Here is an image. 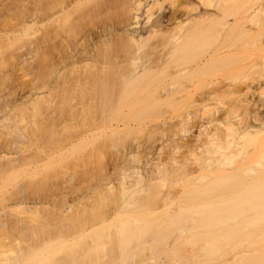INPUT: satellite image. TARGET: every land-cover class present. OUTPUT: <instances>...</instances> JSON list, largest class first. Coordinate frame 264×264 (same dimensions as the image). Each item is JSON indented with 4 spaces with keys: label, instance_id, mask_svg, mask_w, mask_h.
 Instances as JSON below:
<instances>
[{
    "label": "bare ground",
    "instance_id": "obj_1",
    "mask_svg": "<svg viewBox=\"0 0 264 264\" xmlns=\"http://www.w3.org/2000/svg\"><path fill=\"white\" fill-rule=\"evenodd\" d=\"M16 1L11 0V3L4 4L7 0H0L1 7H5L4 14L1 11L0 15V139L8 140L1 137L5 133V137L9 135L11 140L14 138L17 141L13 140L15 145L23 141L27 145L31 141L35 143L34 146L39 147L40 144L37 145L36 141H33L46 135L42 133L53 125L54 119L59 118L55 115L59 116L65 109L69 110L66 113L72 114L67 115L68 118L74 117L75 114L76 118L80 113L83 116L80 110L79 114L78 110H75L76 113L73 111V114L74 109H85L84 116L88 111L99 109L101 116L98 111L96 120L101 117L100 131L103 134L99 136H104L103 139L107 138L110 142L112 140L113 144L107 139L105 141L109 142L111 147L115 144L113 149L117 148L119 129L123 132L124 127H147L152 120L162 116L159 110L165 115L158 123L167 126L175 116H182L181 109L194 107V122H197L199 128L190 140L191 143H183L180 139L176 140L178 134L175 132L174 137L171 125H168L169 130L162 126L166 129V136L164 134L165 138L161 139L162 143L161 140L155 142L158 144L160 141V146H165L162 151L165 154H162L161 158L156 154L158 149L162 148L154 141L152 145L148 143L149 146L145 147L144 144V147H138L144 148L148 157L138 162L139 165L130 167V179L127 172L126 181L125 175L123 179L117 178L119 186L117 190L115 188L116 193L114 190V194L108 195L113 188L110 187L109 192L105 189L107 200L113 197L114 201V198L118 197L115 199H119L115 209H119V212L112 209L115 201H110V204H113L110 208L112 212L108 211L110 214L107 212L105 216L106 211H103L104 215L101 213L103 217L99 215L100 219L93 213L98 207L100 211L102 206L98 203L100 198L105 199L103 195L96 200L94 196H90L94 199L91 201L86 198L88 202L85 199V204L82 201L83 206L79 207L80 203L73 211V204L70 203L71 206L68 204L63 209L66 205H62L65 203L57 202L55 190L50 189L54 186L52 179L56 176L53 177L52 173H49V176V163L55 155L53 153L59 151L56 145L59 144L61 150L63 140L69 137L64 135L66 138L63 136L60 140L62 143L55 145L57 150L52 146L55 149L53 151L49 144L46 145L49 151L43 150V146L34 149L33 145H28L30 148H26L33 150L21 152L22 155L25 154L23 156L20 153L18 156H11V146L5 150V146H2L6 144L3 143L0 148L6 153L0 152L1 188L2 184H5L2 182L4 178L9 177L4 179L7 182L14 175H23L24 178L32 175L33 178H38L35 183L40 179L37 182L43 185V189L35 187L36 191L31 194L28 188L34 179L30 177L32 181H29V184L22 181L25 186L20 187L16 183L11 190L1 193L0 230L8 226L10 229L7 230L10 231L12 226L21 236L14 234L19 238H15L12 245L16 246L13 245L11 250L4 248L6 252H11L5 258H2L6 253L0 243V252L4 253H0L1 263L147 264L148 259L152 258L154 261L160 253H164L163 256L169 254L170 258L165 255L167 261L162 263L163 259H157V264H181L184 261L186 264H264V97L261 98V95H264V63H261L264 58L259 61L248 58L251 48L256 50L258 45L264 46V0H216L218 5L215 4L213 9H208V3L205 1L203 3H206V6L196 2L197 7L195 1L198 0H176L177 6L175 0H171L174 4L171 3V6L168 2L170 6H167L176 7L170 10L163 6L167 4L165 0ZM251 1L252 5L256 2L257 6L251 8ZM230 4L233 5L229 6ZM199 5L204 8L198 9ZM232 7L236 9L233 10ZM230 14L234 16L232 21L227 18ZM24 46H28L27 53L32 61L29 63L31 71L29 67H25L29 69L26 71L31 74V78L25 83L21 82L25 75L23 69V74L17 73L18 76L13 77L12 84L6 87L3 85V77L5 74L9 75L10 71L20 69L17 65L19 66L21 61H17L19 64L16 65L13 63V56L18 54L20 57L18 51ZM218 69L223 70L219 72L221 74L214 76ZM218 76L220 79H215ZM20 86L27 90L24 91L23 87V92H19ZM6 89L10 91L5 94ZM16 89L18 90L15 91ZM223 97H227V102L212 112L211 105ZM119 109H122V114L118 117L114 112L119 113ZM199 109L202 110L201 113L197 112ZM155 110L161 115L155 113ZM173 110L181 111V114H173ZM216 111L218 115L213 117ZM36 113L39 121L51 125L44 124L48 127L45 129L43 125L45 130H39L41 135L38 133V136L37 129H42L41 125L33 126L34 129L38 127L35 131L33 128L29 129L27 121L29 115L33 114L35 117ZM64 114L60 115L59 119L63 120ZM113 114L116 117L112 116ZM90 116L93 123L95 114ZM33 117H30L31 120ZM182 117L184 118V114ZM182 117L178 120H183ZM59 119L57 120L61 122ZM91 126H88L90 131L93 129V126L92 129L89 128ZM50 129L52 130V127ZM50 129L48 131L51 134ZM85 129L87 130L82 129L83 133ZM94 129L92 132L87 131L91 135L98 128ZM28 130L33 132L28 133ZM168 131L170 134H167ZM34 132L37 137L34 136L33 141L29 140ZM86 133L83 137L82 133L79 135L84 139ZM71 139L74 141L69 138L70 143L73 142ZM68 141L64 144H69ZM23 143L20 148L24 147ZM178 145L180 148H186L184 153H199L197 166L191 167L172 157L175 151L179 152ZM7 151L10 152L9 155ZM48 153L53 157L48 158L51 157ZM43 158L45 160L42 163ZM36 163L44 168L43 173L48 168V178L43 179L44 175L39 172L41 167L34 169L37 167ZM44 164L47 166H42ZM34 170L40 173L39 177L38 174L34 175ZM121 174L123 175V172ZM17 179L14 178V181ZM45 179L53 181L52 184L48 182L50 185L47 189L54 192L41 193L40 190L46 191L44 185H48ZM165 184L173 185L174 190L181 185V189L172 192L170 188L171 191H168L169 186L166 187ZM176 184L180 185L177 187ZM164 186L167 192L162 190ZM37 190L43 195H38ZM100 192L105 193L101 190ZM63 200L61 201L64 202ZM49 206L57 208L56 211L51 207V211H56L53 212L58 220L55 223L53 213L47 215L50 212L46 210ZM159 206L162 207L159 210H162L161 213L156 212ZM8 209L11 212H19L21 209L29 215H38L32 222L35 218L37 223L49 219V222H43H53L55 225L40 223L43 225L35 224L38 226L35 227L31 221L27 222L31 220L27 216L24 224L25 217L12 219L11 214L8 216ZM113 211L119 213H116L117 217ZM41 214L45 216L38 222ZM98 219L100 225L96 223ZM112 219L114 220L111 221ZM27 223L29 226H26ZM23 224L28 227L26 231L21 228L25 227ZM10 232L14 233L12 230ZM1 234L9 233L3 231ZM27 236L30 238L26 239ZM21 243L25 245L22 246ZM185 244H188L187 247ZM188 246L191 249L195 247V250L189 252L194 256L189 255V250L185 252L184 249H189ZM146 251L155 256H144ZM60 252L62 254H59ZM171 254L175 257H171ZM142 256L151 258L144 261ZM176 257L180 258L181 263ZM133 261L137 262L131 263ZM154 262L149 263L155 264Z\"/></svg>",
    "mask_w": 264,
    "mask_h": 264
},
{
    "label": "rangeland",
    "instance_id": "obj_2",
    "mask_svg": "<svg viewBox=\"0 0 264 264\" xmlns=\"http://www.w3.org/2000/svg\"><path fill=\"white\" fill-rule=\"evenodd\" d=\"M5 0H3V2H4ZM11 0H7V3H5L4 2V4H8L9 2H10ZM13 1V0H12ZM166 2L165 3H167L166 5H163V6H170L171 5V3H173V1L171 2V0H165ZM179 1V0H178ZM181 1V0H180ZM179 1V2H180ZM203 1H205L206 3H208L207 4V8L209 9V8H212L213 9V6H216V5H218L217 4V1L216 0H209V1H206V0H198V1H195V3L196 2H201L202 4L201 5H203L204 3H203ZM15 2H17L16 0H15ZM25 3H26V1H24ZM164 2V1H163ZM170 3V5H169V3ZM11 3V2H10ZM164 3V4H165ZM174 3H176V0L174 1ZM173 3V4H174ZM206 3L204 4L205 6H206ZM197 4V7H198V3H196ZM200 4V3H199ZM216 4V5H215ZM253 4L254 5H252V1H251V8H254V7H256L257 6V4H256V2H253ZM3 5V4H2ZM176 6L178 5V3H176L175 4ZM228 5V4H227ZM233 4H230L229 6H232ZM250 5V4H249ZM166 7L167 9L169 8V10L170 9H173V8H175L176 6H174L173 5V7ZM172 6V5H171ZM209 6V7H208ZM235 6V5H234ZM235 7H237V6H235ZM233 8V10H235L236 8ZM5 7L4 6H2L1 7V5H0V15L2 14L1 13V11H3V14H4V9ZM203 9L204 7L203 6H201L200 7V5H199V8L198 9ZM206 8V7H205ZM227 8H229V9H231L230 7H228L227 6ZM214 9H216V8H214ZM232 10V11H233ZM230 11V10H229ZM228 12V11H227ZM230 13H231V11H230ZM227 15H229L228 13H227ZM227 18L228 19H230L231 21L233 20V18H234V16H232V14H230V16H227ZM145 20V19H144ZM149 21H151V20H149ZM149 24V23H148ZM146 25V24H145ZM155 37V36H154ZM158 37V36H157ZM153 38V37H152ZM155 39V38H154ZM156 39H158V38H156ZM151 40H153V39H151ZM159 40V39H158ZM150 42V41H149ZM153 42H154V40H153ZM156 42V41H155ZM259 47V50H258V48L257 47H255L256 48V50L254 49V48H251V50H249V56H248V58H250V60L252 59L253 61H259V59L261 60V58L263 57L264 58V46L262 45V46H260V45H258ZM28 47V46H27ZM26 46H24L23 48H21V49H19V51H18V53H19V55H20V57L18 56V54H17V56H18V59L16 58L17 56H13V57H15V59H13V57H11L12 59H13V63H15L16 65L17 64H19L20 62L19 61H21V63H20V65L18 66L17 65V68H19L20 67V69H17L16 71H14V72H12V71H10V72H12V73H10L9 72V75H11V76H9L8 74H5V77H3V79H5V83L3 84L4 86H6V87H9L11 84H12V80H13V77L15 78L16 76H18L20 73L21 74H23V72H25L24 74L25 75H23L24 77H23V79L24 80H21V82H23L24 81V83H25V81L26 80H29V78H31V74H29V69H30V64H31V62L32 61H30L31 59V57H30V55L27 53V48ZM262 47V48H261ZM16 51V52H17ZM227 54V53H226ZM225 55V54H224ZM225 56H227V55H225ZM11 58H9V59H11ZM222 59V58H221ZM227 60V59H226ZM225 60V61H226ZM264 60V59H263ZM262 60V62L261 63H264V61ZM19 62V63H16V62ZM24 61V62H23ZM224 61V62H225ZM12 63V61H9V63ZM259 62V64H261ZM8 63V65H10ZM30 63V64H29ZM223 63V62H222ZM23 64V65H22ZM225 64H226V62H225ZM29 65V66H28ZM222 65H224V63L222 64ZM227 65V64H226ZM225 65V66H226ZM262 66H263V64H261ZM15 66V65H14ZM261 66V67H262ZM25 67H29V69L28 68H26V69H28V71H26V69H25ZM259 67V66H258ZM261 67H259V68H261ZM224 68V67H223ZM23 69L25 70V71H23ZM262 69H263V67H262ZM32 69H30V71H31ZM221 70H223V69H218L216 72H215V75L214 76H216L219 72H221ZM23 71V72H22ZM28 72V73H27ZM225 72V73H224ZM223 73L226 75L227 73V69L224 71ZM13 73H16V75L15 74H13ZM17 73H18V75H17ZM0 74H2L1 72H0ZM29 74V75H28ZM219 74H221V73H219ZM218 74V75H219ZM224 75V77H226V79H227V76H225ZM21 76V75H20ZM19 76V77H20ZM257 76H259V75H257ZM223 77V76H222ZM223 77V78H224ZM260 77V76H259ZM259 77H257V78H259ZM223 78H221V79H223ZM215 79H220V77L218 76L217 78L215 77ZM260 79H261V77H260ZM23 83V85H25ZM20 84H22V83H20ZM26 84H27V82H26ZM24 87V86H23ZM23 87H21L20 86V88H19V92H21V88L23 89ZM25 88V87H24ZM15 89V88H14ZM18 89H16L15 91H17ZM24 91L25 90H27L26 88L25 89H23ZM8 90L6 89L5 90V94L6 93H9V91L7 92ZM23 92V91H22ZM21 92V93H22ZM2 93L4 94V90L2 91ZM263 94H264V91H263ZM264 97V95H261V98H263ZM264 100V99H263ZM227 102V97L226 98H221V99H219L216 103H214L213 105H211V111L212 112H214L215 111V109L218 107V109H219V107H221V105L223 104V103H226ZM191 107H193V106H191ZM189 108V109H188ZM187 108V110H185V108L184 109H181V110H183V111H185V112H183L182 111V116H183V114H184V118L181 116V115H178V116H180V117H174L173 118V120L171 119L170 121L171 122H174V124L173 123H171L170 122V125L172 126V128H171V131H172V133L174 134L175 132L178 134V136H176L175 134H174V137L176 136L177 138H176V140L178 139H180L183 143L185 142V143H191L190 142V140L191 139H193L194 138V135L197 133V129L199 128V126H198V124H197V122H194V111H195V108L193 107V108H190V107H188ZM91 109H93V108H91ZM91 109H89V110H91ZM61 110H64V109H61ZM68 109H65V111H61L60 112V110H59V112H60V114L58 113V111L56 112V113H58L59 114V116L58 115H55L56 117H59V118H61L60 117V115L62 116V114H64L63 116H64V118H68V116L67 115H69L71 112H69V113H66V111H67ZM78 110V112H77V114H79L80 113V111L82 112V114H83V116H81L80 114H79V116L78 117H76L75 118V116H76V114H75V116L74 117H69L67 120H65L63 117H62V119L63 120H61V119H59V118H57V119H59V120H61V122H63V123H61L60 121H58L57 119H54V123H53V125L51 126L50 125V123L49 124H46V123H43V122H41V121H39V116L37 115V113H36V115H35V117H33L32 115H29L30 117H33V118H35V119H33L32 118V120L35 122V124H37V125H35L34 124V122L31 120V118L28 116V124L30 125L29 127V129H31V128H33L34 129V127L33 126H40L42 129H37V128H35L34 130L36 131V129H37V136H38V133H39V135H41L40 134V132H39V130H41V132H42V130L44 131L45 129H46V127H48V126H51L52 127V130L48 127V130L50 129V131H51V134H53V135H51L50 134V132L48 131V130H45L42 134H46V135H48L47 133H49V135L48 136H46V135H42V136H39V137H37L36 136V133L34 132V133H31V135H32V137H30V139L29 140H31L32 139V141H33V139H35L34 138V136H36L37 138L33 141V142H35L36 141V144L38 145V144H40L39 145V147L40 146H43L42 147V149L43 148H45V149H43V150H48L49 151V149H46L48 146H46V145H50L49 147H51L50 149H51V151H53V150H57V148L59 149V151H57V152H55V153H53V155H54V157H53V155H51L50 153H48V154H50V156L51 157H48V158H52L53 157V159H52V162L51 163H49L50 165L48 166V168H49V170H48V168L45 170V173H43L44 171H42L44 168L43 167H41L40 165L43 163L42 161H44L45 159L47 160V158L45 157V155H44V157H45V159L43 158V160H41V164H37L36 163V165H37V167H33L34 169H36V168H40L41 167V171H39L38 169V171L40 172V173H42L44 176H43V179L44 178H48V175H47V177H46V173L48 172V174L49 173H52V175H54L53 177H55V178H53L52 180L54 181H47V180H49V179H45L46 181H47V183L48 182H51V184H52V182H53V185H51V187L52 188H50V189H52V190H55V192H56V194H57V196L55 197V200L57 201V202H61L62 204L63 203H65V204H63L62 206H64V205H66V206H64V207H62L63 209H65L67 206H68V204L70 203V204H73L72 206L69 204V206H71V209L74 211L75 210V208L76 207H78V204H80L81 203V205H79V207L81 206H83V203H84V201L86 202V198H88L90 201L91 200H96V199H99L100 198V196L101 195H103V197H105V199L104 198H102V199H104L103 201H102V199L100 198V202L102 203H98V204H100V206H102L101 208H100V211H99V205L98 204H96V206L98 207V210H96V211H99V213L97 212L96 213V211H94V213H93V215L95 216V214H97V217H99V215L101 216V217H103L102 215H101V213L104 211H106V213H104L105 214V216H106V214H107V212L109 211V212H112V209L113 210H116L115 209V205H116V207H118L117 205H118V203H119V199L118 200H116L115 201V199H117L118 197L116 196V195H114V201H115V203H113L114 204V207L112 206L113 204H110V201H113L112 199H113V197L111 198V200L109 199V200H107V198H108V196H107V198H106V196L105 195H107L106 193H107V191H108V189L110 188V189H112L113 188V190H112V192H110V193H108V195L109 194H112L113 193V191L115 190V188H116V190L118 189V181H117V178L119 179H123L124 178V175L126 176V178H125V181L127 180V176L129 175V178L128 179H130V174L132 173V169H130V167L132 168V167H134L135 165L137 166V165H139L140 163H138V162H140V161H142L143 159H145L146 157H148L147 156V153H146V151H145V149L144 148H138V147H142L144 144H145V147L148 145L149 146V144L148 143H150L151 145L152 144H154L155 142H157V140H161V139H164L165 137H164V134H165V136H166V133H164V131L166 130L165 128H167V130H169L168 129V127L170 126L169 124V126L167 125H165L164 124V126H166L165 128H163L164 126H163V124H162V126H161V123L159 124L158 123V121L160 120V118H161V120L163 119L162 118V116L163 115H165V114H163L164 112H161L160 110H159V112L160 113H162V116L160 117H158V119H156V120H152L151 122H150V124H148L147 125V127L146 126H143V127H138V128H136V129H133V128H130V129H126V127H124L125 128V130L123 129V132L121 131V129H119L120 130V132H118L117 133V135H119V136H117V141L118 142H116L117 143V148L115 149H113V147H115L116 145L114 144V146L113 147H111V143H112V140H111V142H110V144H109V142H107V141H105L106 139H103V137L104 136H99L100 134L101 135H103L102 134V131H100L101 129H100V127H101V125H102V123H100L101 122V117H99V119H100V121H99V119H97L96 120V116H98V111H99V109H97L96 110V108L95 109H93V111L91 112V111H88V109H87V111L89 112V113H87V114H89L88 116H87V114L84 116V113H83V111L85 110V109H74V110H72V113H73V111L76 113V111ZM80 110V111H79ZM125 110V109H124ZM124 110H123V113H124ZM69 111V110H68ZM67 111V112H68ZM119 111V113H116V112H114V114L116 115V116H118L119 117V115H120V113L122 112V109H119L118 110ZM52 112L54 113V111L52 110ZM157 110H155V113H159ZM173 112H175V113H173V114H181V111L179 112V111H177L176 112V110L174 111L173 110ZM198 113H201L202 112V110H198L197 111ZM46 113V111L44 112V115H46L45 114ZM62 113V114H61ZM91 113H94L95 114V118H94V116H93V118H94V120H93V123L95 122V121H97V122H99V124H97V122H95L96 123V125H95V123H94V125H92L93 123H92V121H91V116L90 115H94V114H91ZM96 113H97V115H96ZM159 113V114H160ZM74 114V113H73ZM114 114L112 115V116H114ZM122 114V113H121ZM176 114V115H177ZM43 115V116H44ZM53 115V114H52ZM72 115V114H71ZM71 115H69V116H71ZM161 115V114H160ZM218 115V113H217V111H216V113H215V116L213 115V117H216ZM36 116H38V117H36ZM42 116V117H43ZM65 116H67V117H65ZM99 116H101L100 115V111H99ZM116 116H114V117H116ZM174 116V115H173ZM55 117V118H56ZM183 118V120H181V119H179L178 120V118ZM90 118V119H89ZM92 118V119H93ZM98 118V117H97ZM113 118V117H112ZM175 118H176V123H175ZM26 119H27V117H26ZM36 120H38V121H36ZM44 120V119H43ZM116 120V119H115ZM118 120V119H117ZM196 120V119H195ZM27 121H25L26 122V124H24L23 126L24 127H26V125H27ZM112 121H114V120H112ZM38 122H40V124L38 123ZM115 122V121H114ZM114 122H112V123H114ZM117 122H119V121H117ZM157 123V125L155 124V123ZM161 122V121H160ZM178 122V123H177ZM180 122V123H179ZM24 123V122H23ZM43 123V124H42ZM121 123V122H120ZM154 125V126H152V124ZM34 124V125H33ZM48 125V126H45V125ZM52 124V123H51ZM88 124H91L92 126H93V129L95 128H98L99 129V132H101V133H99L98 132V129L97 130H95V132L92 134L91 133V135H90V133H89V129H88V126H91V125H88ZM159 124V125H158ZM197 124V125H196ZM21 125V127H22V124H20ZM32 125V126H31ZM45 126V129H43V127L42 126ZM88 125V126H87ZM87 126V127H86ZM92 126L91 127H89L90 129H92ZM151 126V127H150ZM170 126V127H171ZM195 126H197V127H195ZM150 127V128H149ZM169 127V128H170ZM210 127V126H209ZM84 128H87V130H89V131H87L86 129H85V133H86V131H87V133H89V135L86 133V137H84V139H82L81 137H83V136H85V133H83V130H84ZM119 128H121V127H119ZM122 128H123V126H122ZM128 128V127H127ZM32 129V130H33ZM83 129V130H82ZM93 129L90 131V132H92L93 131ZM27 130V127H26V129H25V131ZM33 132V131H31V130H28V133H30V132ZM53 131V132H52ZM82 131V132H81ZM82 133V135H81V137H80V135L79 134H81ZM167 132V131H166ZM27 133V134H28ZM171 133V134H172ZM26 134V135H27ZM33 134H35V135H33ZM84 134V135H83ZM167 134H170L169 133V131H168V133ZM172 134V135H173ZM4 135H5V133H4ZM4 135H1V137L3 136V138H7L8 140H4V139H0V147H1V145L4 143V144H6V145H3L2 147H4V149L5 148H7L8 146L10 147L11 146V156H12V154H14V156H18L19 154L18 153H20V155L21 156H23V155H25V154H21V152H25V151H31V150H33L32 148H31V150L29 149H27L28 147L30 148V146H28V145H35V143H31V141H29L28 139V141H29V143H27V145L25 144V143H23V146L24 147H22V148H20L21 146H22V143H16L17 145H15V142H17V141H15L14 140V138H13V140L15 141H13V140H11V138L12 137H10L9 135H7V136H9V137H5ZM30 135V134H29ZM29 135H28V137H29ZM30 135V136H31ZM51 135V136H50ZM67 136V137H69V138H73L74 139V141L73 142H69L70 140H69V138H67L66 140L69 142V144H67V145H65L64 143L66 142V140H63L64 141V143H62V141H60V140H62V138H63V136ZM44 136H46V137H44ZM52 137L50 140H49V138L50 137ZM64 136V137H65ZM71 136V137H70ZM87 136H89V137H87ZM162 136H163V138H162ZM49 137V138H48ZM74 137H77L78 139H76V138H74ZM80 137V138H79ZM173 137V138H174ZM66 138V137H65ZM64 138V139H65ZM26 139V138H25ZM76 139V140H75ZM81 139V140H80ZM155 139V140H154ZM4 140V141H3ZM26 141V140H25ZM102 141H103V143H104V145H103V143H102ZM152 141H154V143L152 142ZM162 141L163 140H161V143H162ZM12 142H14V144L12 143ZM27 142V141H26ZM62 143V149L60 150V148H61V146L59 145V144H57V143ZM67 142V143H68ZM106 142V143H105ZM152 142V143H151ZM119 143V144H118ZM159 143H160V141H159ZM158 143V144H159ZM57 144V145H56ZM110 145V147L108 146V145ZM113 144V143H112ZM140 144H142V145H140ZM156 144V143H155ZM158 144H156V145H158ZM45 145V146H44ZM55 145L57 146V148L55 147ZM58 145L60 146V147H58ZM65 145V146H64ZM119 145V146H118ZM162 145V144H161ZM28 146V147H27ZM32 146V147H33ZM52 146H54L53 148H55V149H53L52 148ZM135 146H137V147H135ZM158 146H160V144L158 145ZM179 146V145H178ZM178 146H177V148H178ZM8 147V148H9ZM27 147V148H26ZM37 147L38 146H34L33 148L35 149H37ZM38 147V148H39ZM48 147V148H49ZM118 147H119V149H118ZM144 147V146H143ZM165 147V146H164ZM164 147H163V145H162V147L160 146V148H162L161 150L160 149H158V153L156 154V156L158 155L159 156V158H161L163 155L162 154H165V153H162V151L164 150ZM26 149V150H22V149ZM41 148V147H40ZM166 148H167V146H166ZM177 148H175L176 150H178L179 149V152L178 153H175V152H177V151H175L174 153H173V155H172V157L173 158H176L177 159V161H179V162H185V163H187L189 166H191V167H195V166H197V162H198V158H199V153H184L185 152V147L183 146V147H181L180 148V146H179V148L177 149ZM1 150L3 149V148H0ZM174 149V150H175ZM0 150V152H5V150H7V149H5L4 151L2 150L1 151ZM120 150V151H119ZM167 150V149H166ZM173 150V151H174ZM114 151V152H113ZM118 151V152H117ZM145 151V152H144ZM8 152V151H7ZM10 152H8V155L10 154ZM165 152V151H164ZM6 153V152H5ZM122 153V154H121ZM125 153V154H124ZM41 153H39V155H40ZM47 154V155H48ZM118 154V155H117ZM42 155V154H41ZM122 155V156H121ZM133 155L135 156V157H133ZM162 155V156H161ZM118 156V157H117ZM119 156H120V158L122 159H119L118 160V158H119ZM125 158H124V157ZM128 158H127V157ZM132 156V157H131ZM131 158V160H133V161H131L130 160V158ZM127 158V159H126ZM40 159H41V156H40ZM117 159V160H116ZM126 161H125V160ZM50 160V159H49ZM128 160H130V161H128ZM40 161V160H39ZM135 161V162H134ZM46 162V161H45ZM44 162V163H45ZM116 162V163H115ZM130 162V163H129ZM48 163V162H47ZM46 163V164H47ZM35 164V163H34ZM48 165V164H47ZM47 165H42V166H47ZM119 169H118V168ZM117 168V169H116ZM116 169V170H115ZM48 170V171H47ZM118 170V171H117ZM35 171V170H34ZM47 171V172H46ZM37 171H35V173H34V175L35 174H38V177H39V174L40 173H36ZM117 172V173H116ZM123 172V175L121 174ZM125 172V173H124ZM126 172H127V174H126ZM32 174H33V171L31 172ZM41 174V175H42ZM121 174V175H120ZM29 175V174H28ZM31 175V174H30ZM41 175H40V177H41ZM51 175V176H52ZM16 175H14L13 177L14 178H18L17 180H15L14 181V178L13 177H11V179L10 180H8L7 182L6 181H4V179L5 180H7L9 177H7V179L6 178H4L3 179V181L2 182H5V184L3 185L2 184V188H1V184H0V195H1V193H5L7 190H11V187H13V185L14 184H16V183H18V185L20 186V187H23V186H25V183L24 182H26V183H28L29 184V181L31 182L32 181V175L31 176H27L26 178H24V176L22 175V176H19V175H17V177H15ZM49 176H50V174H49ZM20 177H23L22 179H19ZM30 177H32L31 179H29ZM36 177V176H35ZM28 178V179H27ZM52 177H50V179H51ZM34 179V182H31V183H33V184H29V185H31V187L29 186V188H28V190H30V193L32 192L33 193V191L35 192L36 191V188L35 187H40L41 188V186H43L42 184L41 185H39L38 184V182L40 181V179H39V181L38 180H36V183H37V185H35L36 183H35V179H38V178H33ZM42 179V178H41ZM22 181H24L23 182V184H22ZM38 181V182H37ZM1 182V183H2ZM119 182H120V180H119ZM122 182H124L123 180H122ZM35 183V184H34ZM42 183H44V184H47V183H45V182H42ZM143 183V182H142ZM142 183H140L139 185L141 186L142 185ZM20 184H22V186L20 185ZM113 186H112V185ZM35 185V186H34ZM50 185V183H48V185H44V190H45V187H46V191H43V190H40L41 191V193H43V194H47V192H48V194H49V192H54V191H50V189H47V187ZM171 185V184H170ZM178 185H180V184H178ZM178 185L176 184L175 186H177L178 187ZM165 186L167 187V186H169V184L168 185H166L165 184ZM163 187V189L162 190H166V187ZM176 187V188H177ZM181 187V185L179 186V188ZM49 188V187H48ZM102 188H104V189H102ZM161 188H162V186H161ZM165 188V189H164ZM170 188H171V190H172V192H174V191H176L177 189L179 190V188H177L176 190H174V188H173V185H171V186H169L168 188H167V190L168 191H171L170 190ZM38 189V188H37ZM41 189H43V187L41 188ZM105 189H107V191L105 190ZM110 189H109V191H110ZM181 189V188H180ZM26 190V189H25ZM28 190H26L27 192H28ZM32 190V191H31ZM100 190L101 191H105V193H102L101 194V192H100ZM116 190L114 191L115 193H116ZM160 191H162L161 189H159ZM174 190V191H173ZM22 191H24V190H22ZM37 191H39V190H37ZM40 191H39V194L38 195H43V194H41L40 193ZM108 191V192H109ZM164 191H162V192H164ZM8 192V191H7ZM165 192H167V191H165ZM24 193H26V192H24ZM29 193V194H30ZM31 193V194H32ZM38 193V192H37ZM30 194V195H31ZM105 194V195H104ZM114 194V193H113ZM90 196H94V199H93V197L91 198ZM91 199H90V198ZM102 197V196H101ZM110 197V196H109ZM60 199V201H58L59 199ZM64 199V200H63ZM86 199V200H85ZM61 200H63L64 202H62ZM67 203H66V202ZM82 201H83V203H82ZM105 201H108L109 203L107 204V203H105ZM113 201V202H114ZM118 201V202H117ZM156 201V200H155ZM87 202H88V200H87ZM96 202H98V201H96ZM95 202V203H96ZM156 202H158V199H157V201ZM60 203V204H61ZM93 203V202H92ZM85 204V203H84ZM160 204H161V202H160ZM74 205H76V206H74ZM73 206H74V209H73ZM95 206V208L97 209V207ZM162 207H163V205H161ZM161 206H159V209H157L156 210V212L158 211V213H161L162 212V210L161 211H159L160 210V207ZM52 206H49L46 210H49L50 212L49 213H47V215H49V214H51L52 215V213L53 212H55L56 213V209H55V207L53 208V210H56V211H51V208ZM113 207V208H112ZM162 207H161V209H162ZM172 207H173V205H172ZM50 208V209H49ZM110 208H112V209H110ZM101 209H102V211H101ZM111 211H110V210ZM134 209H136V208H134ZM143 209V208H142ZM9 210V209H8ZM11 210H13V209H11ZM71 210V211H72ZM118 211L117 212H119V209H117ZM10 211V210H9ZM8 211V212H9ZM21 211V209H19V212ZM134 211V210H133ZM142 211V210H141ZM7 212V213H8ZM12 212H13V214L14 215H12ZM10 211V213L8 214V216L11 214V216L12 217H10V218H21L22 217V219L25 217V216H27L28 217V219H29V217L31 218V220L29 219V220H27L26 218L27 217H25V220L23 219V222L24 221H26L27 220V222L29 221H31L32 222V219L34 218V217H39L38 215H36L35 216V214H34V216H32V214L31 215H29V214H27V213H24L23 211H21L20 213L18 212V210H13V211ZM23 212V216L21 215V213ZM108 212V214H110ZM117 212H115V211H113V213H115V216H116V213ZM121 212V211H120ZM135 212V211H134ZM134 212H133V215H134ZM136 212H137V210H136ZM135 212V213H136ZM139 212V211H138ZM6 213V214H7ZM55 213H53V219H55ZM92 213V212H91ZM102 213V214H103ZM132 213V212H131ZM27 214V215H26ZM103 214V215H104ZM117 214H119V213H117ZM19 215H21L20 217H19ZM46 215V216H47ZM90 215V214H89ZM92 215V214H91ZM92 215V216H93ZM14 216V217H13ZM41 216V219L39 218V220H38V222L40 221V220H42L43 218V216H45V214H41L40 215ZM52 216H51V218H52ZM57 216V215H56ZM93 216V217H94ZM113 216H114V214H113ZM114 216V218L116 219V217ZM49 217V216H48ZM96 217V216H95ZM94 217V219L93 220H95L96 218ZM45 218V217H44ZM99 219H100V217H99ZM96 220L95 222L98 224L99 222L98 221H100V220ZM56 220L57 219H55L54 220V223L56 222ZM114 219H112L111 221H113ZM43 221H50L49 219L47 220V219H43L42 220V222L40 221L39 223H37V221H36V218H35V220H33V224L34 225H32V226H37V225H35V224H40V223H48V222H43ZM53 221V220H52ZM51 221V222H52ZM58 221V220H57ZM117 221V220H116ZM90 222V221H89ZM115 222V221H114ZM26 222H24V224H25ZM53 222L52 223H48V224H54ZM58 223V222H57ZM56 223V224H57ZM113 223V222H112ZM23 224V226H25ZM101 224V223H100ZM100 224H98V225H100ZM28 225V223L26 224V226ZM40 225H43V224H40ZM55 225V224H54ZM26 226L25 227H21V228H23V230H27L28 229V227L26 228ZM29 226V225H28ZM31 227V226H30ZM38 227V226H37ZM7 228H8V226L6 227V229L4 228V230H0L2 233H3V231L4 232H7V233H9V234H1L0 235V243L1 244H3V246H2V248H3V250H4V248L5 249H9V250H11L12 249V247H13V245H12V243H14L15 242V238H19V237H15L16 235L17 236H20L19 235V233H18V231L16 230V229H14V227H12L11 226V230L14 232L13 234H12V232H10V231H8L10 228H8V230H7ZM16 232H15V231ZM22 230V231H23ZM0 232V233H1ZM14 234H16V235H14ZM21 237V236H20ZM27 238H30V237H26V239ZM13 241V242H12ZM5 244V245H4ZM22 244V246H23V244L25 245V243H21ZM188 245V244H187ZM187 245L185 244V246L187 247ZM16 245H14V247H15ZM181 246V245H180ZM185 246L183 245V247L185 248ZM190 246V245H189ZM189 246H188V248H189ZM0 247H1V245H0ZM182 247V248H183ZM11 248V249H10ZM183 248V249H184ZM185 250V252L186 251H188V253L189 252H191L192 250H195V247H194V249H191V248H189V249H184ZM0 251H2V249H0ZM180 251V250H179ZM6 253V255L4 254V253ZM1 254H4L3 255V257L2 256H0V264H2L1 263V257L2 258H5V257H7V256H9V254L8 253H10L11 254V252L9 251V252H6L5 250L3 251ZM147 252V254L145 253V254H143L144 256L145 255H150L151 256V254L150 253H148L149 251H146ZM184 252V253H185ZM182 253H183V251H182ZM194 253V252H193ZM59 254H62L61 252L59 253ZM164 254V253H163ZM163 254L162 253H160V257L158 256L157 258H156V260L158 259L159 261L161 260V259H163V261L161 260V262L163 263L164 262V260H166L167 258H166V256L165 255H167V257H169L170 258V256H169V254H165L164 256H163ZM187 255V254H186ZM189 255L191 256V255H193V254H191V253H189ZM59 255H57V257H58ZM144 256H142L141 258L142 259H144V261H145V259H148V258H151V257H153V256H155L154 254H153V256H147V257H145V258H143ZM157 256V255H156ZM172 256H174V255H172L171 254V257ZM194 256V255H193ZM175 257V256H174ZM185 257H187V256H185ZM141 258H140V260H141ZM180 258H181V256H180ZM180 258H178V257H176V259L179 261V259ZM191 258H193V257H191ZM152 259V258H151ZM150 259V260H151ZM174 259V258H173ZM182 259H183V257H182ZM181 259V260H182ZM149 259H148V262H146L147 264L149 263V262H154V261H156V260H154V261H150ZM172 260V259H171ZM184 260V259H183ZM187 260V259H186ZM190 260V259H189ZM188 260V261H189ZM192 260V259H191ZM143 261V262H144ZM147 261V260H146ZM158 261V262H159ZM167 261V260H166ZM165 261V262H166ZM169 261V260H168ZM174 261H175V259H174ZM134 262H137V261H133V262H131V263H134ZM138 262H139V259H138ZM160 262V264H162ZM170 262V261H169ZM180 263H181V261H179ZM185 262V264H186V261H184ZM184 262H182L181 264H184ZM155 264H157V261L156 262H154ZM172 263H174L173 261H172ZM178 263V262H177ZM86 264H90V263H86ZM92 264H94V262L92 263ZM95 264H99V263H95ZM103 264V263H102ZM124 264H126V263H124ZM135 264H137V263H135ZM142 264V263H141ZM145 264V263H144ZM150 264V263H149ZM164 264H168L167 262L166 263H164ZM170 264V263H169Z\"/></svg>",
    "mask_w": 264,
    "mask_h": 264
}]
</instances>
